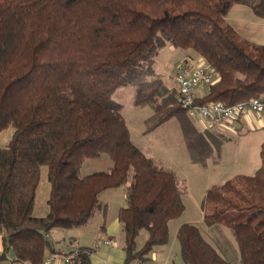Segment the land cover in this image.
Returning <instances> with one entry per match:
<instances>
[{
	"label": "trees",
	"instance_id": "trees-1",
	"mask_svg": "<svg viewBox=\"0 0 264 264\" xmlns=\"http://www.w3.org/2000/svg\"><path fill=\"white\" fill-rule=\"evenodd\" d=\"M234 5L264 18V0H0V131L13 128L0 148V259L11 251L18 264H44L48 256L89 264L90 248L62 256L48 235L84 226L99 210L105 214L100 194L121 186L124 263H144L168 243L185 188L174 171L132 143L111 97L132 87L134 105L149 108L157 125L170 118L180 123L192 163L218 164L229 138L197 128L154 63L171 47L188 53L182 64L196 60L209 68L213 79L196 104L264 98V43H248L225 24ZM101 155L111 167L81 176L85 161ZM259 155L253 175L212 185L201 208L205 226L229 229L240 264H264V140ZM41 166L48 212L35 217ZM175 236L183 264H234L195 224H181Z\"/></svg>",
	"mask_w": 264,
	"mask_h": 264
},
{
	"label": "rangeland",
	"instance_id": "rangeland-1",
	"mask_svg": "<svg viewBox=\"0 0 264 264\" xmlns=\"http://www.w3.org/2000/svg\"><path fill=\"white\" fill-rule=\"evenodd\" d=\"M225 24L232 26L238 36L245 39L248 43H264V18L261 19L256 17L246 6H232L227 13ZM186 54L188 53L171 47L164 48L155 59L154 70L167 82L171 75V67H173L177 61L187 59ZM118 90L119 93H116L114 97L112 96L113 99L111 97V100L119 101L117 108L132 131V142L140 150L143 151L147 149L150 151L153 157L159 159V162L162 161L164 165L178 171V174L184 180L182 184L186 192L184 194V200L185 203L188 202L187 211L169 222L168 242L171 243L174 241L177 225L182 223V221H196L194 224L199 228L203 237L215 246L221 255L234 264H240L237 246L229 229L222 225L210 228L205 226L201 219V211L190 209L191 207L189 204L191 203V196L198 200L202 198V190L207 187V191L209 183L217 185L218 182L215 181V179H219L220 175V177H226L224 180H218L220 184L234 177V175L229 174L230 172H226L225 168L230 166L231 171L237 169L241 166L242 159H239L238 163H235L233 154L236 155L237 152L238 154L243 153L242 155H247L245 158L246 160H254L257 165H260V144L258 146L259 148H257V145L261 136H264V134L244 133L239 136L237 132V129L240 128L239 122H231L234 133L225 132V135L229 137L230 140L225 143L222 150V161L220 164L214 166L210 161L206 162L205 165L194 164L190 161L187 153L180 123L175 118H170L161 125H157L156 117L149 108H140L134 105V90L132 87H123ZM191 120L197 128L200 127L197 119L194 118ZM12 133V127H7L0 131V148H3L9 142ZM241 144L242 147H239ZM243 157L244 156H242V158ZM102 160L103 159L86 160L80 169V175L84 176L90 174L91 171L104 170L105 164ZM255 171L256 170L250 171V175L254 174ZM46 174L47 167L41 166L35 197L37 205L36 215H40V211L46 208V200L50 188ZM145 237L146 233L142 232L137 239L138 244L141 240H144ZM175 244H177L176 241Z\"/></svg>",
	"mask_w": 264,
	"mask_h": 264
},
{
	"label": "crops",
	"instance_id": "crops-1",
	"mask_svg": "<svg viewBox=\"0 0 264 264\" xmlns=\"http://www.w3.org/2000/svg\"><path fill=\"white\" fill-rule=\"evenodd\" d=\"M182 62L185 63L186 62L185 59L183 60L181 59L180 61H177L173 65V67H171V75L168 78V81L166 82L163 79L166 82L165 84L171 87L175 86L174 73H175L176 67L179 64H182ZM195 63H196V60L188 62V64L190 65H194ZM118 91L119 90L117 89L113 93L112 96L114 97L116 93H119ZM203 94H204V87H199L195 90L196 97H201L203 96ZM113 102L117 106L119 105V101H113ZM125 122L127 124L126 120ZM236 122H239V125H240V128L237 129L239 136L243 135L244 133H263L264 134L263 132L264 131V116H258V115L248 112V113H245L241 118L236 120ZM231 126L232 124H227L221 130V133H223L224 135H225V132L227 131H228L227 133H234ZM127 127L130 131V138H131L132 131L130 127L128 126V124H127ZM229 140L230 138L228 139V141ZM263 140H264V136H261V139L259 142H258V139L256 140L258 142L257 148H259L258 146L259 144L261 145ZM228 141L223 143L221 147V154L225 146V143H227ZM239 147H242V144ZM142 152H144L148 157L154 160L157 165L174 171L175 174L178 176L179 180L181 181V183L184 181L183 178H181V176L178 174V171H175L171 167L164 165L162 161L159 162L158 161L159 159H157L156 157H153L150 151L146 149V150H143ZM242 154L241 153L238 154V152L236 155L233 154L235 158L234 159L235 163H238V160L242 159L241 166L233 171H231V167L228 166L225 168L226 172H230L229 174L234 175V176L250 175L251 174L250 171L252 172L253 170H257L259 168L258 166L260 165H257V163L254 160H246L245 158L247 157V155H242ZM242 156L244 157L242 158ZM100 159H103L102 161H104V164H105L104 170L102 171H105L111 167V162L106 155H101V157L98 158V160ZM209 161L210 160H207V162ZM221 161H222V156L220 157V162ZM220 162L218 164H220ZM218 164H214V166H218ZM93 172H97V171H91V173ZM220 176H219V179L218 178L215 179V181L218 182L217 185L220 184L219 183L220 181L218 180H224V178H226V177H220ZM210 184L211 183H209L208 188L214 185V184H211V185ZM206 188L207 187H205V189L202 190L203 193L201 194L202 196L201 199L198 200V199H195L193 196H191V203L189 204L191 207L190 209L201 211V214H202L201 208H202V203H203V199L205 196ZM184 194L182 196L183 205H184V210L182 213L187 211V204H188V202L185 203ZM35 197H36V193H35ZM99 201L101 204L106 206L105 214H103V212L100 210L97 211L95 213V216L92 218V220L89 223H87L84 226L78 227V228H73V229L54 228L49 233L48 239L49 241H51L55 252L62 256L75 251L79 247H85V248H90L92 250V253L90 254L89 264H125L124 263L125 253L122 249L123 235L121 232V226L118 222V212L122 207L125 206L126 186H121L116 189H111V190L102 192L99 196ZM36 209H37V205H36V202L34 201V207H33V212H32L33 216L44 217L48 212L47 204H46V208H43L40 211L39 213L40 215L35 214L37 211ZM194 222L196 221H192V220L182 221V223L177 225V229L183 223L194 224ZM144 240H141L139 245H141L144 242ZM175 241H176V236L173 242L171 243L168 242L167 244L163 246H156L151 252L150 257L146 262L140 263L138 261H132L129 264H183L180 261L178 245L175 244ZM2 251H3V247H2V239L0 235V255ZM0 264H18V263L13 260L12 252L9 251L6 254V257L4 259H0ZM50 264H59V263L58 261H55Z\"/></svg>",
	"mask_w": 264,
	"mask_h": 264
},
{
	"label": "built area",
	"instance_id": "built-area-1",
	"mask_svg": "<svg viewBox=\"0 0 264 264\" xmlns=\"http://www.w3.org/2000/svg\"><path fill=\"white\" fill-rule=\"evenodd\" d=\"M213 72L202 62L195 65L179 64L174 73V82L177 90L178 101L191 119H197L200 129L221 130L241 118L245 113L264 116V98H253L247 103L226 105L221 102L196 104L195 90L211 83ZM69 256H48L44 264L58 261L59 264H67Z\"/></svg>",
	"mask_w": 264,
	"mask_h": 264
}]
</instances>
